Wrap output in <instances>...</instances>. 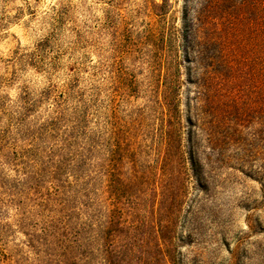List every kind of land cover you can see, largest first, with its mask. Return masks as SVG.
I'll return each mask as SVG.
<instances>
[{"label": "rangeland", "instance_id": "1", "mask_svg": "<svg viewBox=\"0 0 264 264\" xmlns=\"http://www.w3.org/2000/svg\"><path fill=\"white\" fill-rule=\"evenodd\" d=\"M166 2L163 15L162 0H0V264H161V246L175 264H264V114L210 149L187 30L199 1ZM172 24L182 149L163 168L161 128L175 146L177 121L162 125L175 108L148 43ZM130 169L151 174L133 219ZM106 214L108 233L136 224L134 250L97 248L88 225Z\"/></svg>", "mask_w": 264, "mask_h": 264}, {"label": "trees", "instance_id": "2", "mask_svg": "<svg viewBox=\"0 0 264 264\" xmlns=\"http://www.w3.org/2000/svg\"><path fill=\"white\" fill-rule=\"evenodd\" d=\"M198 1V8L194 11V18L187 30L192 36V48L197 57L199 70H201L197 80L199 120L203 124L205 118L210 119L209 123L212 126L209 135L211 137L210 149L215 151L223 144L235 145L237 137L242 135L247 127L245 124L264 114V0ZM166 6V0H162L160 9L163 15L166 13ZM168 31L170 35L166 36L167 29L160 28L159 37L148 43L156 52L152 63L155 64L158 72L161 70L163 73L161 76L164 82L162 107L167 108V105H171L168 102L170 100L173 101L172 105L175 108L174 112L169 111L162 115V125L171 118V115H174L177 121L175 146L171 142V132L165 130L164 127L161 128L165 149L163 168L169 164L170 148L182 149L179 109L181 68L177 47L179 30L172 24L168 26ZM185 35H187L186 32ZM153 43L156 45L154 46ZM193 146L194 144L191 148ZM188 153L190 170L198 180L201 175L199 160L195 158L194 150ZM261 167H263L262 164L259 168ZM150 176V173L149 176L146 174L141 176V173L131 169L127 176H122L119 189L130 196L135 195L134 204L130 209L131 219L136 218L134 216L140 217L142 210L146 208L139 194L143 184L148 185L151 182ZM142 177L145 178L140 183ZM181 196L180 191L179 197ZM103 220L92 218L88 225L90 231L101 241L97 248L100 249L102 245L104 247L107 245L117 249L116 246H119L120 250L124 249L125 245H129L134 250V245L137 243L135 241L139 235L136 224L125 222L130 228H127L125 232L118 230L119 233L116 235L113 231L108 233V221H112L108 214ZM120 226L123 227L122 224H119ZM90 243L91 245L97 244L93 240H90ZM139 246L142 247V245ZM123 251L126 256L131 255L129 250ZM158 253L161 264H175L164 246L159 247Z\"/></svg>", "mask_w": 264, "mask_h": 264}]
</instances>
